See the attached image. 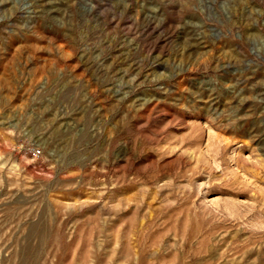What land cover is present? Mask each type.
Here are the masks:
<instances>
[{"label": "rangeland", "instance_id": "374dc122", "mask_svg": "<svg viewBox=\"0 0 264 264\" xmlns=\"http://www.w3.org/2000/svg\"><path fill=\"white\" fill-rule=\"evenodd\" d=\"M0 264H264V0H0Z\"/></svg>", "mask_w": 264, "mask_h": 264}, {"label": "bare ground", "instance_id": "6f19581e", "mask_svg": "<svg viewBox=\"0 0 264 264\" xmlns=\"http://www.w3.org/2000/svg\"><path fill=\"white\" fill-rule=\"evenodd\" d=\"M30 255H31V254H30ZM26 258H27V257H26ZM23 261H24V260H23ZM26 261H27V260H26ZM26 261H25V262H26ZM28 261H30V260H28ZM28 261H27V262H28Z\"/></svg>", "mask_w": 264, "mask_h": 264}]
</instances>
